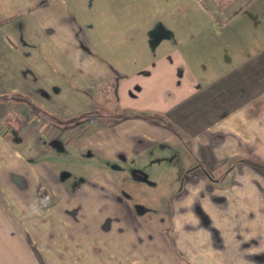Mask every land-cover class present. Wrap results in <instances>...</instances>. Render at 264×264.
I'll list each match as a JSON object with an SVG mask.
<instances>
[{"label":"crops","instance_id":"crops-1","mask_svg":"<svg viewBox=\"0 0 264 264\" xmlns=\"http://www.w3.org/2000/svg\"><path fill=\"white\" fill-rule=\"evenodd\" d=\"M0 21V264H264V167L231 160L264 163V0H0Z\"/></svg>","mask_w":264,"mask_h":264},{"label":"rangeland","instance_id":"rangeland-1","mask_svg":"<svg viewBox=\"0 0 264 264\" xmlns=\"http://www.w3.org/2000/svg\"><path fill=\"white\" fill-rule=\"evenodd\" d=\"M175 127V126H174ZM177 163H179V162H177ZM177 167H178V169H176V171H177V173H178V175H179V177H177L178 178V180H177V183H179V179H180V177L181 176H183L184 174H185V169H181V166L180 165H177ZM137 170L138 169V171L140 170L139 169V166L137 165V167H133V166H130V170L131 171H133V173H135V170ZM143 171H141V172H143L144 174H147V178H149L150 177V175L152 174V173H156V172H162V173H164V174H167L168 173V171L167 170H164V169H160V170H144V169H142ZM195 172H197V173H201V172H203V174L205 175V177L206 178H208V179H211V180H214L212 177V175H209L208 174V171L207 170H205L204 168H202L201 170H197V171H195ZM184 173V174H183ZM144 178H143V177ZM142 176H137V177H139V178H141V179H139V180H142L144 183H145V194L147 193V191H155L154 189H155V186H153V185H151V183H148L145 179H146V176L145 175H142ZM172 176V174L170 173V175L167 177V179H169V177H171ZM148 181H150V182H152V183H154V181L152 180V179H150L149 178V180ZM175 182L176 181H174V183H173V186H175ZM156 183V182H155ZM168 188L169 189H171L172 187L171 186H168ZM130 190L132 191V193H134V194H136V195H141L142 194V191H141V188H140V186H139V184L138 183H136V182H131V184H130ZM132 202V201H131ZM132 204L137 208V209H141V207H144V205L145 206H148V203L146 202V203H143V202H141V201H136V202H132ZM149 205L150 206H154V210H156V211H161V209H162V206L160 205V203L159 202H156V201H153V202H150L149 203ZM149 207V206H148ZM197 211H198V213L200 214V216H201V218H202V220L203 221H206V219H205V216L203 215V212L200 210V208H197ZM142 219H145V220H147V218H142ZM160 226H161V230H162V232L165 234V235H169V228L171 227V225H172V220H171V218L170 217H166L165 215H161V217H160Z\"/></svg>","mask_w":264,"mask_h":264},{"label":"trees","instance_id":"trees-1","mask_svg":"<svg viewBox=\"0 0 264 264\" xmlns=\"http://www.w3.org/2000/svg\"><path fill=\"white\" fill-rule=\"evenodd\" d=\"M7 20V19H6ZM3 21H0V23H2ZM117 81H115V84H116ZM10 98L12 99H20L22 100L24 103L27 104L28 107L31 108L32 111H34L35 113H39L41 112L36 106H34L30 101L29 99L27 98H24V97H18V96H10ZM147 115L148 117L147 118H151L153 120H155L156 122L160 123V124H163L167 127H169L171 130L175 131L176 133L179 132L176 127H174V125L169 122L167 119H165L164 117H162V115L158 114V113H147L145 114ZM93 116H95V111H88L86 113H83V114H80L78 116H75V117H72L71 119H68L67 121L66 120H62V119H55V120H51V119H48L49 122L53 123L54 125H57L58 127H68L70 125H74V124H77L79 122H82V121H85V120H89V119H92ZM121 117L119 116L118 119H120ZM231 160L233 162H236L238 160L240 161H243V162H247V163H251V164H254L255 166H259V167H264V163L257 160V159H254V158H248V157H233L231 158ZM169 237V235H167ZM181 260L184 264H191L190 262H188L187 260L183 259L181 257Z\"/></svg>","mask_w":264,"mask_h":264},{"label":"flooded vegetation","instance_id":"flooded-vegetation-1","mask_svg":"<svg viewBox=\"0 0 264 264\" xmlns=\"http://www.w3.org/2000/svg\"><path fill=\"white\" fill-rule=\"evenodd\" d=\"M50 123V122H49ZM52 124V127H55L54 129H60V128H63V127H58L57 125H54L53 123H51ZM75 125V124H74ZM70 126H72V125H70ZM70 126H68V127H70ZM68 127H64V128H68ZM66 135H67V137L68 136H70L71 135V133H70V131H68V130H66ZM51 137H53V133L51 132V133H49V134H47V133H43L40 137H39V139H38V146H36L35 148L36 149H44V147L46 146V144H47V141H49L50 140V138ZM137 172V171H136ZM208 174H209V172H208ZM210 175V174H209ZM137 176H139V175H137ZM43 198H46V196H44Z\"/></svg>","mask_w":264,"mask_h":264}]
</instances>
